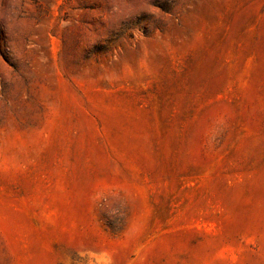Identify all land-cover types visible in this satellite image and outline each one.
I'll return each mask as SVG.
<instances>
[{
    "label": "rangeland",
    "instance_id": "374dc122",
    "mask_svg": "<svg viewBox=\"0 0 264 264\" xmlns=\"http://www.w3.org/2000/svg\"><path fill=\"white\" fill-rule=\"evenodd\" d=\"M0 264H264V0H0Z\"/></svg>",
    "mask_w": 264,
    "mask_h": 264
}]
</instances>
